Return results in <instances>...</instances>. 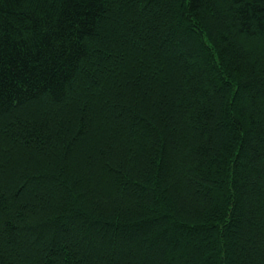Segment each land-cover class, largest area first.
Wrapping results in <instances>:
<instances>
[{
  "label": "trees",
  "instance_id": "obj_1",
  "mask_svg": "<svg viewBox=\"0 0 264 264\" xmlns=\"http://www.w3.org/2000/svg\"><path fill=\"white\" fill-rule=\"evenodd\" d=\"M0 264H264V0H0Z\"/></svg>",
  "mask_w": 264,
  "mask_h": 264
}]
</instances>
